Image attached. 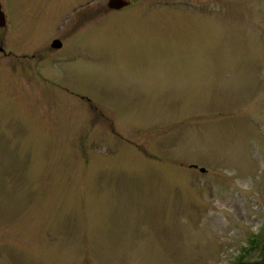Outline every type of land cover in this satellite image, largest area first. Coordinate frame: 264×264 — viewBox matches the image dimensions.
<instances>
[{
  "label": "rangeland",
  "instance_id": "obj_1",
  "mask_svg": "<svg viewBox=\"0 0 264 264\" xmlns=\"http://www.w3.org/2000/svg\"><path fill=\"white\" fill-rule=\"evenodd\" d=\"M131 1L1 0L0 264H264V0Z\"/></svg>",
  "mask_w": 264,
  "mask_h": 264
},
{
  "label": "water",
  "instance_id": "obj_2",
  "mask_svg": "<svg viewBox=\"0 0 264 264\" xmlns=\"http://www.w3.org/2000/svg\"><path fill=\"white\" fill-rule=\"evenodd\" d=\"M131 0H109L108 4L111 8H115V9H120L124 6H127L131 3ZM5 24V14L2 10L1 7V2H0V25H4ZM55 47H60L61 46V42L59 40H55L54 44ZM202 171H205V168H201Z\"/></svg>",
  "mask_w": 264,
  "mask_h": 264
},
{
  "label": "flooded vegetation",
  "instance_id": "obj_3",
  "mask_svg": "<svg viewBox=\"0 0 264 264\" xmlns=\"http://www.w3.org/2000/svg\"><path fill=\"white\" fill-rule=\"evenodd\" d=\"M130 6V5H129ZM129 6H126V7H123V8H121V9H118V10H123V9H125V8H127V7H129ZM55 41V40H54ZM54 41L52 42L53 44H54ZM61 43H62V41H61ZM51 46H52V44H51ZM53 47V46H52ZM64 46H63V43L61 44V46L60 47H57V48H55V49H53V50H56L55 52L53 51V53L51 52V54H53V56H52V58H51V63L52 64H54V63H57V61L59 60V57H57L56 55L61 51V49L63 48Z\"/></svg>",
  "mask_w": 264,
  "mask_h": 264
}]
</instances>
